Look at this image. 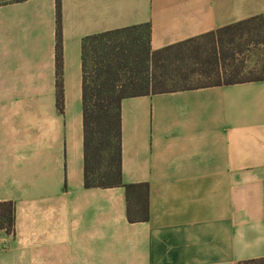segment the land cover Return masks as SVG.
I'll return each mask as SVG.
<instances>
[{
    "label": "crops",
    "instance_id": "0c3cea01",
    "mask_svg": "<svg viewBox=\"0 0 264 264\" xmlns=\"http://www.w3.org/2000/svg\"><path fill=\"white\" fill-rule=\"evenodd\" d=\"M56 0L0 7V264H237L264 257V81L122 102L123 179L149 184L130 222L122 186L84 185L82 41L151 25L161 49L264 17V0Z\"/></svg>",
    "mask_w": 264,
    "mask_h": 264
},
{
    "label": "trees",
    "instance_id": "16d2710c",
    "mask_svg": "<svg viewBox=\"0 0 264 264\" xmlns=\"http://www.w3.org/2000/svg\"><path fill=\"white\" fill-rule=\"evenodd\" d=\"M27 0H0V7ZM57 105L64 112L63 13L56 0ZM151 25L86 36L82 41L84 185L122 186L130 222L149 220V184L123 179L122 102L143 95L264 81V17H252L161 49L151 45ZM262 49L248 68L246 50ZM0 230L16 232L13 202H0ZM237 264H264V257Z\"/></svg>",
    "mask_w": 264,
    "mask_h": 264
},
{
    "label": "rangeland",
    "instance_id": "374dc122",
    "mask_svg": "<svg viewBox=\"0 0 264 264\" xmlns=\"http://www.w3.org/2000/svg\"><path fill=\"white\" fill-rule=\"evenodd\" d=\"M262 49H253V50H246L243 54H241L242 57L248 58V68H253L255 65V61L260 59L262 57Z\"/></svg>",
    "mask_w": 264,
    "mask_h": 264
}]
</instances>
